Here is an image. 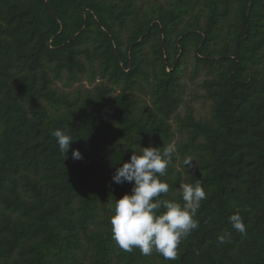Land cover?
I'll return each mask as SVG.
<instances>
[{
	"label": "trees",
	"instance_id": "trees-1",
	"mask_svg": "<svg viewBox=\"0 0 264 264\" xmlns=\"http://www.w3.org/2000/svg\"><path fill=\"white\" fill-rule=\"evenodd\" d=\"M191 53L209 120L179 114ZM85 76L92 88L57 86ZM169 145L161 198L183 203L197 180L207 196L171 261L110 230L132 188L115 169ZM0 264H264V0H0Z\"/></svg>",
	"mask_w": 264,
	"mask_h": 264
},
{
	"label": "clouds",
	"instance_id": "clouds-1",
	"mask_svg": "<svg viewBox=\"0 0 264 264\" xmlns=\"http://www.w3.org/2000/svg\"><path fill=\"white\" fill-rule=\"evenodd\" d=\"M60 153H69L72 137L60 129L52 132ZM171 145L167 147H140V153L133 154L129 162L115 169L112 181L116 184L131 183L130 193L115 199L110 206L112 239L124 251L138 248L142 255L148 256L157 252L165 260H175L178 247L189 233L199 227L195 219L201 201L207 198L199 180L195 184L182 183L177 191L183 203L176 200L162 199V194L170 190L169 184L161 179L172 163ZM74 160L82 159L79 150H72ZM185 164L192 165L191 158ZM163 209V211H161ZM231 228L244 234L245 223L239 213L228 218ZM228 232L219 235L217 242H226Z\"/></svg>",
	"mask_w": 264,
	"mask_h": 264
},
{
	"label": "rangeland",
	"instance_id": "rangeland-1",
	"mask_svg": "<svg viewBox=\"0 0 264 264\" xmlns=\"http://www.w3.org/2000/svg\"><path fill=\"white\" fill-rule=\"evenodd\" d=\"M205 22V21H203ZM195 59L191 53L189 59L185 62V68L182 70V83L184 85L183 93V103L180 106L179 114L185 116L188 110H193V113L198 120H209L212 113V100L208 99L207 91L203 86L205 80L210 79L211 77L207 75L205 70H198L197 74L194 71ZM98 80L96 83H99ZM66 78L64 81L58 82L57 86L60 89H65L68 92L77 90L79 88H92L94 85H91L88 81V77L85 76L81 79L80 82L74 83L72 87H66ZM147 100H149L147 98ZM176 127V124H174ZM185 138L180 134L174 140L173 145H177L178 142L184 141ZM14 258H21L20 255L16 254ZM11 262V261H10Z\"/></svg>",
	"mask_w": 264,
	"mask_h": 264
}]
</instances>
